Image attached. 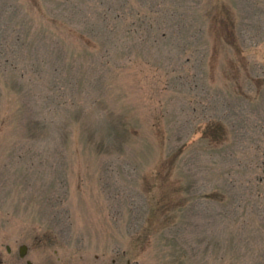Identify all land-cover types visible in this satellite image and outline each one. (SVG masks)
Listing matches in <instances>:
<instances>
[{"label":"rangeland","instance_id":"rangeland-1","mask_svg":"<svg viewBox=\"0 0 264 264\" xmlns=\"http://www.w3.org/2000/svg\"><path fill=\"white\" fill-rule=\"evenodd\" d=\"M0 219L39 264H264V0H0Z\"/></svg>","mask_w":264,"mask_h":264},{"label":"flooded vegetation","instance_id":"flooded-vegetation-1","mask_svg":"<svg viewBox=\"0 0 264 264\" xmlns=\"http://www.w3.org/2000/svg\"><path fill=\"white\" fill-rule=\"evenodd\" d=\"M111 262L115 264L114 259ZM0 264H39L36 263V248L25 243L23 231L7 229L3 219H0Z\"/></svg>","mask_w":264,"mask_h":264}]
</instances>
